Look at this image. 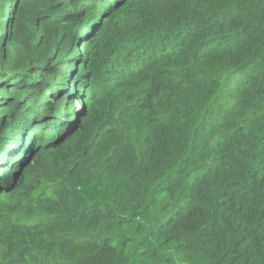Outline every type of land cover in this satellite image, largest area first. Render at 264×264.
<instances>
[{
  "label": "trees",
  "instance_id": "trees-1",
  "mask_svg": "<svg viewBox=\"0 0 264 264\" xmlns=\"http://www.w3.org/2000/svg\"><path fill=\"white\" fill-rule=\"evenodd\" d=\"M144 225L152 264H264V0H0V264Z\"/></svg>",
  "mask_w": 264,
  "mask_h": 264
},
{
  "label": "rangeland",
  "instance_id": "rangeland-1",
  "mask_svg": "<svg viewBox=\"0 0 264 264\" xmlns=\"http://www.w3.org/2000/svg\"><path fill=\"white\" fill-rule=\"evenodd\" d=\"M2 27V26H1ZM104 79L106 78V75H103ZM74 91H71L70 94H73ZM77 106V107H76ZM79 107L78 103L75 104V109ZM19 153V154H18ZM16 153V157L18 158L20 155V152ZM18 154V155H17ZM72 188V187H71ZM99 189L95 185L89 183V185H80L77 186L76 190L71 194L73 196H86L87 198L85 201L79 202L77 205L79 207H83L85 205H93V203H96V196H99ZM55 206H51L48 208V210L53 211ZM36 210H40V208H37ZM43 210V208H42ZM107 222H105L104 218L101 217V220H94L92 221L91 228L96 230H104L106 228ZM150 227L147 225H144L143 228L137 229L132 226L124 227L121 232L120 239L116 242L117 243V249L123 250L122 252V264H152L145 259H143L139 252L140 250L138 248L145 247L152 245L154 243V240L152 239V234H150ZM94 236L98 235L97 233L93 234ZM43 235H39L36 233L37 241H40L42 239ZM169 250V249H168ZM57 251L56 247H51L50 249L43 252V255L45 258L49 259L50 256L54 255ZM190 255H179L176 257V260L174 264H198V260L194 261V259H197V256L189 257ZM1 260V256H0Z\"/></svg>",
  "mask_w": 264,
  "mask_h": 264
}]
</instances>
